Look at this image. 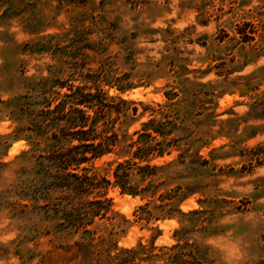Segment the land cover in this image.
<instances>
[{
	"label": "rangeland",
	"instance_id": "374dc122",
	"mask_svg": "<svg viewBox=\"0 0 264 264\" xmlns=\"http://www.w3.org/2000/svg\"><path fill=\"white\" fill-rule=\"evenodd\" d=\"M70 85L138 107L113 151L81 165L110 179L160 118L145 106L175 103L147 196L53 183L39 113ZM100 195L106 214L73 208ZM176 243L202 264H264V0H0V264H122L108 255L131 247L130 264H164Z\"/></svg>",
	"mask_w": 264,
	"mask_h": 264
},
{
	"label": "trees",
	"instance_id": "16d2710c",
	"mask_svg": "<svg viewBox=\"0 0 264 264\" xmlns=\"http://www.w3.org/2000/svg\"><path fill=\"white\" fill-rule=\"evenodd\" d=\"M127 88L125 85H119L118 90L124 92ZM175 94L173 91L172 95L167 96L171 99ZM174 105V102H169L145 106V109H151V115L159 114L160 118L151 116L133 132L136 138L131 137L127 144L131 147L127 157L115 161L113 179H110L98 173L89 174V169L81 165L113 151L119 142V133L115 127L117 120L122 113L137 115L138 107L134 101L124 99L120 95L108 96L102 87H97L94 92L87 86L70 85L68 92H65L58 102L53 104L50 101L39 113L42 117L39 128L42 129L43 125H46L50 130L51 148L45 152H48L46 158L50 165L56 167L53 183L63 189H72L76 194L92 193L97 188L114 183L121 193L147 196L154 176H157L156 169L169 164H155L152 160L171 153L174 138L171 137L173 127L169 124L178 118L173 109ZM135 172H138L141 180L139 184L132 181ZM147 204L148 202L145 203ZM110 205L111 200L100 195L88 198L81 202L78 208H73L76 211L106 214ZM112 234L111 231L108 238H101L103 251H109ZM140 246L143 250L144 246ZM140 253L138 248L131 247L121 248L116 255L108 256L109 259H116L122 264H130ZM164 253V264H202L192 250L186 249L180 243L172 245Z\"/></svg>",
	"mask_w": 264,
	"mask_h": 264
}]
</instances>
